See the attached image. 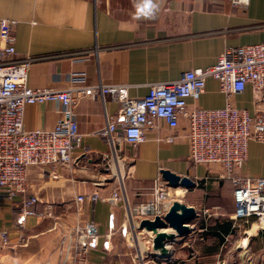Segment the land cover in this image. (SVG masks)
Wrapping results in <instances>:
<instances>
[{"label": "crops", "instance_id": "1", "mask_svg": "<svg viewBox=\"0 0 264 264\" xmlns=\"http://www.w3.org/2000/svg\"><path fill=\"white\" fill-rule=\"evenodd\" d=\"M154 3L158 11L152 18H144L150 9L143 7V0H0V20L14 21V56L32 57L29 86L64 88L69 75L79 73L87 84L123 86L129 97L145 95L150 83L174 80L183 71L212 65L226 47L264 42V0H247L239 5L230 0ZM231 99L236 106L254 109L249 87ZM224 103L225 96L213 77L206 78L199 98L188 99L189 106L204 108ZM119 106L120 102L108 94L82 98L76 106L82 141L74 163L27 167L29 192L39 199L38 209L52 206L50 215H30L19 227L17 208L23 196L8 199L0 195V232L6 231L8 238L5 243L0 236V264H75L77 235L72 227L86 221L96 223L99 239L94 247L86 249L80 264H213L236 232L242 230L246 234L233 243L238 257L247 255L251 260L249 255L254 249L262 253L259 261L264 264V230L258 229L255 222L232 219L233 185L226 179L231 206L225 213L207 219L202 214L195 226L200 216L196 212L190 222L196 227L194 237L189 232L178 236L168 245L169 258L151 255V232L139 228L140 219H130L128 210L151 198L154 180L161 176L160 168L192 178L195 187L180 190L201 187L203 199L207 188L222 179L217 166L188 159L183 120L175 128L160 120L159 127L147 131L145 140L136 146L122 140L111 145L99 130ZM58 114L59 103L54 101L27 104L24 127L52 128ZM167 135L176 137L169 142L164 139ZM52 171L57 178L51 177ZM242 173L264 176V143L249 142ZM144 188L150 189L146 198L147 192L139 190ZM115 190L120 195L115 203L76 200L79 194L98 192L105 197ZM188 203L194 205L193 201ZM228 219L233 231L223 241L206 232L208 224ZM106 239L107 246L103 245Z\"/></svg>", "mask_w": 264, "mask_h": 264}, {"label": "built area", "instance_id": "2", "mask_svg": "<svg viewBox=\"0 0 264 264\" xmlns=\"http://www.w3.org/2000/svg\"><path fill=\"white\" fill-rule=\"evenodd\" d=\"M239 5L247 0H230ZM11 19L0 20V195L8 199L23 196L17 208L16 225L22 227L30 215L45 217L52 206L38 209L39 199L29 192L26 170L29 165L58 167L74 163L82 141L77 128L76 106L84 97L113 96L120 102L117 112L106 117L99 130L111 145L125 141L136 146L146 138L147 131L164 121L169 127L185 123L188 159L196 164L215 165L218 177L233 185L234 212L232 219L258 224L264 230V176L242 173L248 158L250 141L264 143V42L226 47L212 65L183 71L177 79L150 83L141 97H129L123 86L87 84L79 73L69 75L64 88L29 86L28 69L32 57H15ZM213 77L225 96L217 108L189 106L188 99H197L205 90V80ZM249 87L254 109L233 104L231 97ZM40 101L59 103V114L52 128L26 129L23 113L27 104ZM176 135H167L173 141ZM51 177L57 178L55 171ZM170 186L158 176L151 188V198L128 210L131 219L153 218L169 208ZM101 199L115 203L120 198L115 190L110 196L98 192L79 194L84 199ZM206 211V209H204ZM234 226H236L234 224ZM240 226V225H238ZM77 235L75 264H80L88 247L99 239L93 221L77 222L72 227ZM128 234L126 229L122 231ZM7 242L6 231L0 232ZM151 237V235H150ZM151 242V238H150ZM108 239L103 242L107 246Z\"/></svg>", "mask_w": 264, "mask_h": 264}, {"label": "water", "instance_id": "3", "mask_svg": "<svg viewBox=\"0 0 264 264\" xmlns=\"http://www.w3.org/2000/svg\"><path fill=\"white\" fill-rule=\"evenodd\" d=\"M163 180L171 187L193 188L196 182L187 175H181L168 168H160ZM196 216V210L181 200L174 199L163 215L153 218H142L138 227L151 232V255L161 259L169 258L171 250L168 245L178 236L186 235L190 230V222ZM170 228V231H166Z\"/></svg>", "mask_w": 264, "mask_h": 264}, {"label": "rangeland", "instance_id": "4", "mask_svg": "<svg viewBox=\"0 0 264 264\" xmlns=\"http://www.w3.org/2000/svg\"><path fill=\"white\" fill-rule=\"evenodd\" d=\"M218 172V171H217ZM217 182H214L211 187L209 186L208 191L206 192L205 199L201 196V190L196 186L197 188L195 190H185L182 191L180 190L181 187H171L168 189V200L173 201L174 199L181 200L184 203L188 204L189 201H193V207L195 208L196 212L199 213L200 216H198L196 219V224L195 226L201 221L203 218V215H206V219L208 216H213V214H216L218 212H224L226 211V208H229L231 204L229 202L231 201V191H230V184L224 179L222 180H216ZM140 191H146L147 193L144 195L143 198L147 197V194L149 192V188H144V189H139ZM220 190V193H217V191ZM203 193V192H202ZM206 209V211L204 210ZM192 226L190 224V230H189V235L191 234L192 237L195 235V229L196 227ZM147 231V230H146ZM246 234L245 231H238L236 234L233 236L231 242L228 247L221 252L220 257L216 260L215 263L213 264H260L259 258L261 256V252L257 251L254 249L250 253V259H247V255H242L238 257L237 252L235 251V248H233V243L236 238L241 237V235ZM150 235H149V240H150ZM175 246V244H174ZM178 246V245H177ZM176 247V246H175ZM243 260V261H242ZM251 261V263H249Z\"/></svg>", "mask_w": 264, "mask_h": 264}, {"label": "trees", "instance_id": "5", "mask_svg": "<svg viewBox=\"0 0 264 264\" xmlns=\"http://www.w3.org/2000/svg\"><path fill=\"white\" fill-rule=\"evenodd\" d=\"M230 231H233V228L231 229V221L229 219L222 222L217 221L215 224L206 226V232L216 236L220 242L224 240L225 235Z\"/></svg>", "mask_w": 264, "mask_h": 264}, {"label": "clouds", "instance_id": "6", "mask_svg": "<svg viewBox=\"0 0 264 264\" xmlns=\"http://www.w3.org/2000/svg\"><path fill=\"white\" fill-rule=\"evenodd\" d=\"M143 7L150 9V13L144 18H152L158 11V5L154 3V0H143Z\"/></svg>", "mask_w": 264, "mask_h": 264}, {"label": "bare ground", "instance_id": "7", "mask_svg": "<svg viewBox=\"0 0 264 264\" xmlns=\"http://www.w3.org/2000/svg\"><path fill=\"white\" fill-rule=\"evenodd\" d=\"M182 191H185L184 189H182ZM255 227V226H254ZM166 231H170L171 229L170 228H166L165 229Z\"/></svg>", "mask_w": 264, "mask_h": 264}]
</instances>
